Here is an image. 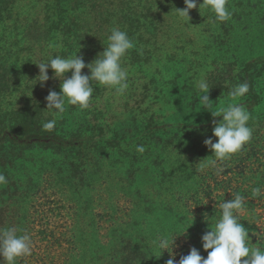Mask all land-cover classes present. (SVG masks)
Here are the masks:
<instances>
[{"label":"trees","instance_id":"1","mask_svg":"<svg viewBox=\"0 0 264 264\" xmlns=\"http://www.w3.org/2000/svg\"><path fill=\"white\" fill-rule=\"evenodd\" d=\"M227 6L233 13L227 22L214 23V14L199 12L198 6L189 14L199 23L209 21V35L214 34L217 43L239 23L247 27L248 22L264 21V0H228ZM184 7L183 0H0V101H21L20 105L0 102V152L41 149L53 154L51 165L42 170L48 171L47 181L58 189L59 201L74 208L65 227L48 230V223L40 222L38 231L29 229L32 254L18 264H165L169 253L158 258L153 239L180 234L188 226L174 239V262L192 247L206 258L201 236L210 230L209 222L219 218L221 200L231 199V194L246 198L239 217L249 230L250 246L264 248V222L260 223L264 195L251 197L252 188L264 189V182L254 181L255 176L264 177L255 166L264 160V101H239L250 111L253 137L222 162L224 171L218 176L212 168L200 169L212 154L203 141L212 136L213 120L222 117L213 118L202 108L196 88L204 74L212 87L209 99L214 109L231 102L227 93L238 83L248 82L247 95L254 94L264 55H221L226 59L210 65L201 53L195 57L176 51L173 44L187 20L173 8ZM97 15L105 19L101 27L106 25L107 31L95 40L84 25ZM112 27L126 31L135 43L123 64L136 69L129 72L128 90L118 96L94 86L89 121L72 128L68 108L73 105H68L55 129L44 131L42 123L52 118L45 97L50 90L59 92L61 81L48 69L49 80L33 86L39 69L32 62L67 57L79 49L77 55L90 63L103 51ZM207 66L212 69L206 70ZM88 73L82 69V74ZM70 75L71 71L65 77ZM173 91L187 95L188 101L177 105L166 100ZM115 95L124 101H114ZM137 145L146 146V151L138 153ZM251 152L253 163L244 165ZM6 165L3 170L0 164V172L11 170V162ZM142 177L141 185H133ZM37 182L39 177L26 176L20 196ZM27 199L28 195L20 204L17 201L15 208H25ZM2 207L0 202V227L25 229L32 216H17L11 205Z\"/></svg>","mask_w":264,"mask_h":264},{"label":"clouds","instance_id":"2","mask_svg":"<svg viewBox=\"0 0 264 264\" xmlns=\"http://www.w3.org/2000/svg\"><path fill=\"white\" fill-rule=\"evenodd\" d=\"M183 2L184 8L173 9L187 21L190 19L189 11L197 6L199 12L201 9L210 10L215 16L214 23L227 22L233 15L227 6L228 0H200L199 4L198 0H183ZM134 47L135 43L126 31L112 27L107 35L106 45H103V51L90 63L86 64L83 57L77 55L79 49L75 54L67 57L56 55L32 62L39 69L33 86L37 82L43 86L49 80L48 69L53 72L52 78L61 81L60 91L50 90L45 97V109L52 118L42 123L43 130L52 132L57 121L63 118L68 105H78L81 110L89 108L94 98V86H103L116 95L123 96L129 88V71L123 66L124 58ZM85 68L89 70L88 74H82V69ZM69 71L71 75L66 78L65 74ZM196 88L202 108L210 111L213 118L222 117L219 121L213 120L212 136L203 141L212 154L205 163L201 164L200 169L212 168L219 176L224 171L222 162L241 151L253 137V129L248 124L251 119L250 111L245 103L239 102L249 92L250 85L245 81L231 86L227 93L231 102L215 109L212 100L209 99V90L212 87L204 74L197 79ZM135 150L142 154L146 151V146L137 145ZM7 183V177L0 172V186ZM262 195L264 189L259 186L252 188V198H259ZM245 200L246 198L240 194H231V199L227 201L221 200L218 205L221 210L219 218L212 223L209 222L210 230L201 236L202 247L208 253L206 258L192 247L187 255H182L178 262H174L176 255L172 251L176 246L174 239L185 234L189 226L180 234L158 235L153 239L152 244L158 252V258L167 251L169 259L165 264H264V248L250 246L252 243H250L249 230L240 223L239 212L245 208ZM206 220L210 221V219ZM18 231L23 234L18 235ZM32 249V236L27 229L0 227V264H18L20 258L32 254Z\"/></svg>","mask_w":264,"mask_h":264},{"label":"rangeland","instance_id":"3","mask_svg":"<svg viewBox=\"0 0 264 264\" xmlns=\"http://www.w3.org/2000/svg\"><path fill=\"white\" fill-rule=\"evenodd\" d=\"M189 17H192V19L190 18L189 21L182 22L186 25V29L183 33L178 35L176 39L177 42L173 44V47H175L176 51L181 53L188 52L190 54H194L195 57H198L197 55L201 53V57L208 58L206 62L210 65L214 60L218 61L219 59L230 58L233 55L239 58H245L248 55L254 57L256 55H264V21L261 23L248 22L246 23L247 27H243L245 24L239 23L238 25L233 26L232 32L228 34V36H225L222 41L217 43L215 38L212 36L214 34L209 35L210 30L212 29L209 28L208 20L205 19V21L199 23L198 20L193 19V13L189 14ZM181 20L187 19L181 17ZM102 23H105V19L102 16L97 15L91 24L84 25L85 32L94 37L95 40L99 39L101 35L107 31L106 25L101 27ZM171 42L172 41H168V44L170 45ZM93 43L95 42L92 41L90 44ZM96 54L97 52H93V55ZM221 55L222 57L226 58H222ZM124 67L128 68L130 73H134L136 71L135 67H129V65H125ZM211 69V66L206 67V70ZM180 80L181 76L178 78V81ZM258 80H260V83L257 84L254 94L252 92L249 93V95H246L241 101H264V70L261 71ZM253 95H255V98ZM186 96L180 92L173 91L171 94H167L165 99L174 102V104L176 103L177 105H183V101H188ZM11 100H13V97H11ZM100 101H106V99ZM114 101H124V99L122 100V98H118L116 96ZM127 101H131V98ZM0 102H12L17 105H20L21 103V101ZM93 103V100H91L89 108L84 110H81L78 105H73L68 108V122L73 125L72 128L76 129L78 126L84 125L91 119L92 116L90 114V108ZM23 152L24 153L21 154L22 152H18L17 149H7L0 152V164L3 170L7 167L6 164L8 161H10L12 165L11 170L1 171L8 180L6 185L0 186V191L2 190L3 192H0V202L3 206L1 209L6 210L7 208L5 207L10 205L15 208L16 202L18 201L20 204V202L23 201L28 195L27 204H25L26 206L24 205L25 208H18V210L15 208L17 216H21L22 213H24V215H28V217L32 216L28 218L25 229L29 230L34 228V231L36 232L39 230L38 223L40 222L44 224L48 223V230H50L52 226L59 227L62 225L65 227L64 221L67 220V222H69L70 216L74 212V208L71 207L68 202L64 203V201H59L60 196L55 192L58 189H53L51 183L47 181V179H49V175L46 174L48 171L42 170L51 165L52 162L50 159H53L52 157L54 155L49 151H44L41 149H33L30 151L26 150ZM149 159L151 158L149 157ZM253 161L254 157L252 156L251 152L250 156L246 158L247 164L244 165L251 164ZM255 166H259V172H263L264 160H262L260 163H255ZM255 166L250 165V168L255 169ZM26 176L32 178L39 177L40 182H37L32 190L27 192V195L20 196L19 191H21L25 186L23 182L26 180ZM144 180L145 178L143 177L136 179L133 185H141L140 182ZM263 180L264 177H254V181L256 182H264ZM14 189H17V191L13 192ZM46 216H48L50 219ZM60 217H62L64 220H58ZM52 221H54L55 224ZM262 222H264V218H262L260 221L261 224Z\"/></svg>","mask_w":264,"mask_h":264}]
</instances>
